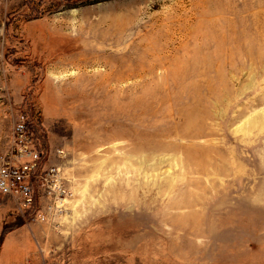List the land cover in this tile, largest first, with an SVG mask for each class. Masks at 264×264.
<instances>
[{"label": "rangeland", "instance_id": "rangeland-1", "mask_svg": "<svg viewBox=\"0 0 264 264\" xmlns=\"http://www.w3.org/2000/svg\"><path fill=\"white\" fill-rule=\"evenodd\" d=\"M21 112L69 196L0 195V264H264V0H0Z\"/></svg>", "mask_w": 264, "mask_h": 264}, {"label": "built area", "instance_id": "built-area-1", "mask_svg": "<svg viewBox=\"0 0 264 264\" xmlns=\"http://www.w3.org/2000/svg\"><path fill=\"white\" fill-rule=\"evenodd\" d=\"M9 139L5 149L0 145V195L14 199L18 210L24 214L35 208L37 196L42 194L50 204L48 213L40 211L36 215L41 221L48 219L49 212H62L69 194L63 185L60 169L41 172L43 153L26 114L21 112L13 123Z\"/></svg>", "mask_w": 264, "mask_h": 264}]
</instances>
